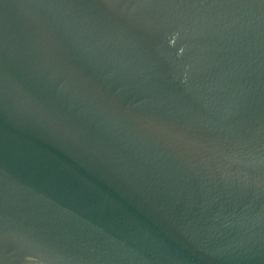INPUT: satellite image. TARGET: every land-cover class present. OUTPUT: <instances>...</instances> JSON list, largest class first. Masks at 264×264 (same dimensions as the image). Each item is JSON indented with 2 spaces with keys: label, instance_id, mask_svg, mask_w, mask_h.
<instances>
[{
  "label": "water",
  "instance_id": "water-1",
  "mask_svg": "<svg viewBox=\"0 0 264 264\" xmlns=\"http://www.w3.org/2000/svg\"><path fill=\"white\" fill-rule=\"evenodd\" d=\"M0 264H264V0H0Z\"/></svg>",
  "mask_w": 264,
  "mask_h": 264
}]
</instances>
